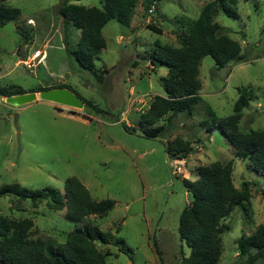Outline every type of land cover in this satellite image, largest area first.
<instances>
[{
    "label": "rangeland",
    "instance_id": "374dc122",
    "mask_svg": "<svg viewBox=\"0 0 264 264\" xmlns=\"http://www.w3.org/2000/svg\"><path fill=\"white\" fill-rule=\"evenodd\" d=\"M152 1L155 11L151 13L147 8ZM213 1L141 0L129 27L114 20L104 27L106 48L94 60L97 75L66 52L64 30L73 48L82 32L59 15L62 0L5 2L19 9L21 16L0 27V84L25 91L66 86L88 103L79 109L38 97L37 102L16 107L0 97V124L4 121L0 187L16 183L63 194L65 180L77 177L95 200H113L115 207L106 217L90 216L74 223L65 209L54 211L45 201L9 196L0 198V215L32 219L30 239L50 238L57 244H65L76 228L98 225L124 242L123 247L97 244L109 254L107 264H179L190 255L179 235L181 214L192 200L183 180H196L201 165L234 160V186L240 190L249 184L250 201L245 205L251 218L243 207H236L223 221L229 230L222 235L219 264L244 261L237 241L264 224V178L247 160L234 157L226 138L218 130L209 134L204 123L232 115L241 90L249 88L252 99L243 111L241 129L264 130V0H238L232 7L239 19L228 17L221 8L213 18L222 35L240 43L243 59L223 69L210 56L202 59L200 102L192 116L177 115L170 122L165 117L158 123L165 126L158 138L147 137L144 131L149 127L141 122L154 98L163 95L162 79L168 74L154 59L157 45L180 47L188 22L196 21ZM71 3L100 8L103 0ZM150 25L162 33L150 30ZM36 51L40 53L34 58ZM175 140L188 141L191 148L171 156L165 146ZM258 264H264V259Z\"/></svg>",
    "mask_w": 264,
    "mask_h": 264
},
{
    "label": "trees",
    "instance_id": "16d2710c",
    "mask_svg": "<svg viewBox=\"0 0 264 264\" xmlns=\"http://www.w3.org/2000/svg\"><path fill=\"white\" fill-rule=\"evenodd\" d=\"M6 1L0 0V27L21 16V11L7 7ZM72 1L79 0H62L58 13L65 21L73 23L82 36L77 47L73 48L65 29L63 43L66 52L83 69L97 75L94 60L106 48L104 27L111 20L129 27L141 0H103L100 8H88L73 4ZM237 1L214 0L206 5L196 21L188 22V30L180 47L157 45L154 59L168 69V74L162 79L163 95L156 96L148 110L141 115V122L149 127L144 131L147 137L163 136L165 126L158 123L165 117L170 122L177 115H193L200 102L202 83L199 67L204 57H212L218 69L243 59L240 56V43L222 35L219 24L213 22L220 8L228 17L239 19L232 7ZM154 3L152 1L149 4L148 11ZM149 29L162 33L155 25H150ZM59 88L70 90L62 86L25 91L20 86L0 84V97L9 98ZM251 99L249 88L241 90L232 115L212 117L204 126L209 134L218 130L233 147L234 157L247 160L250 168L264 178V130L244 132L241 129L243 111ZM175 141L165 146L166 153L171 156L175 157L179 152L191 148L188 141ZM233 171L234 160L225 163L216 161L199 166L196 180H183L186 189L192 194V200L181 214L179 235L190 249V255L179 264H219L223 253L222 235L229 230L223 221L236 207H243L251 218L249 207L245 205L250 201L249 184L244 183L242 189H237L233 183ZM9 196L24 201H45L48 208L54 211L65 209L67 219L74 223H81L90 216L106 217L115 207L113 200H95L77 177L65 180L63 194L53 188L32 190L16 183L0 187V198ZM33 227L32 219L17 220L0 215V264H107L109 254L101 252L97 244L124 246L122 240L113 237L110 232H103L95 224L88 223L76 228L68 234L65 244H57L50 238L31 240ZM119 231L120 227L116 233ZM237 248L239 255L244 258L240 264H258L264 259V224L259 225L252 235L241 237L237 241ZM119 250L127 252L124 248Z\"/></svg>",
    "mask_w": 264,
    "mask_h": 264
},
{
    "label": "water",
    "instance_id": "95a60500",
    "mask_svg": "<svg viewBox=\"0 0 264 264\" xmlns=\"http://www.w3.org/2000/svg\"><path fill=\"white\" fill-rule=\"evenodd\" d=\"M40 60H38L39 62ZM38 97L42 101L52 104L62 105L72 108H83L84 102L80 100L70 90L59 88L45 90L39 93H27L23 95L13 96L5 99V102L11 106L21 107L38 101ZM4 127V121L0 124V131Z\"/></svg>",
    "mask_w": 264,
    "mask_h": 264
},
{
    "label": "built area",
    "instance_id": "2783aa9c",
    "mask_svg": "<svg viewBox=\"0 0 264 264\" xmlns=\"http://www.w3.org/2000/svg\"><path fill=\"white\" fill-rule=\"evenodd\" d=\"M154 7H155V6H152V8H151V10H150L151 13L155 11V8H154ZM30 23H32V21H31ZM39 53H40V51H36V52L33 54V57H34V58L38 57ZM43 55H44V54H43ZM35 61H37V63H38V60H35ZM37 63H34L33 66H35V64H37ZM177 171H181V168H180V167H177Z\"/></svg>",
    "mask_w": 264,
    "mask_h": 264
},
{
    "label": "crops",
    "instance_id": "0c3cea01",
    "mask_svg": "<svg viewBox=\"0 0 264 264\" xmlns=\"http://www.w3.org/2000/svg\"><path fill=\"white\" fill-rule=\"evenodd\" d=\"M44 56V55H43ZM43 56H42V58H41V61H42V59H43ZM40 60V59H39ZM36 63H37V61H36ZM1 99H6V98H1Z\"/></svg>",
    "mask_w": 264,
    "mask_h": 264
}]
</instances>
